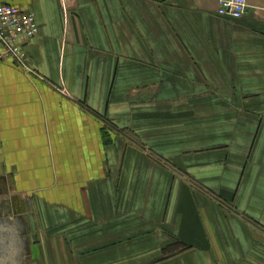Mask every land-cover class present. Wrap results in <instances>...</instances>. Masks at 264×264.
<instances>
[{
	"label": "crops",
	"instance_id": "obj_1",
	"mask_svg": "<svg viewBox=\"0 0 264 264\" xmlns=\"http://www.w3.org/2000/svg\"><path fill=\"white\" fill-rule=\"evenodd\" d=\"M2 3L38 23L0 60L6 264H264V0Z\"/></svg>",
	"mask_w": 264,
	"mask_h": 264
},
{
	"label": "built area",
	"instance_id": "obj_2",
	"mask_svg": "<svg viewBox=\"0 0 264 264\" xmlns=\"http://www.w3.org/2000/svg\"><path fill=\"white\" fill-rule=\"evenodd\" d=\"M248 0H218L217 14L241 18L246 14ZM38 34V23L33 12L19 6L0 5V60L12 58L19 65L28 60L26 45Z\"/></svg>",
	"mask_w": 264,
	"mask_h": 264
},
{
	"label": "rangeland",
	"instance_id": "obj_3",
	"mask_svg": "<svg viewBox=\"0 0 264 264\" xmlns=\"http://www.w3.org/2000/svg\"><path fill=\"white\" fill-rule=\"evenodd\" d=\"M13 214H16V209L12 207L10 201H0V264L14 262L13 258L18 256L15 252L19 251V248L12 241H17L14 237L17 236V225L22 224L20 220L22 217L18 219ZM18 260H20L19 257Z\"/></svg>",
	"mask_w": 264,
	"mask_h": 264
}]
</instances>
